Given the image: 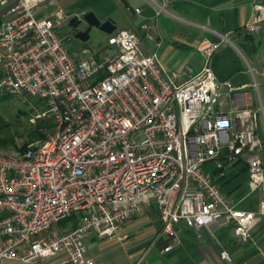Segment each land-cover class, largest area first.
Here are the masks:
<instances>
[{"label": "built area", "instance_id": "built-area-1", "mask_svg": "<svg viewBox=\"0 0 264 264\" xmlns=\"http://www.w3.org/2000/svg\"><path fill=\"white\" fill-rule=\"evenodd\" d=\"M71 15L54 0H0V93L37 97L45 105L39 115L53 121L35 145H0V264L58 252L62 264H95L87 237L127 243V222L154 205L166 237L178 239L180 222L198 228L215 221L248 238L255 213L239 207L217 176L246 156L250 189L264 186L263 106L213 69L230 38L202 39L205 63L186 72L167 68L158 47L145 50L131 28L116 29L97 48L75 45L64 31ZM260 20L245 29L258 32ZM225 89L234 90L228 109ZM75 213L76 224L61 228ZM145 263L142 256L131 264Z\"/></svg>", "mask_w": 264, "mask_h": 264}, {"label": "crops", "instance_id": "crops-1", "mask_svg": "<svg viewBox=\"0 0 264 264\" xmlns=\"http://www.w3.org/2000/svg\"><path fill=\"white\" fill-rule=\"evenodd\" d=\"M54 1L73 15L93 10L102 20L113 18L116 29L135 30L145 50L158 47L159 58L169 69L200 70L205 63L204 55L197 48L200 41L204 38L219 40L227 35L230 41L216 51L213 69L219 79H230L235 87L243 88L254 107L263 106L257 132L263 140L264 160L263 0ZM257 4L262 6L257 7ZM258 16L261 30L247 31L245 25ZM157 40L161 41L159 46ZM255 82L259 90L253 85ZM233 92L224 91L226 109L233 106ZM207 168L217 175L215 165ZM217 177L222 188L238 199L239 207L255 213L248 238L236 235L232 223L215 221L198 228L180 222L182 230L178 239L166 237L161 234L163 221L154 205L127 222L125 231L130 234L127 243L118 238L99 239L94 233L89 235L86 256L92 257L95 264H131L142 256L145 264H264V213L260 211L264 186L250 189L246 156L228 162L226 174ZM167 244L172 247L164 250ZM223 250L228 251L229 257L222 256ZM64 255L58 252L33 262L8 259L7 264H62ZM256 256L259 257L249 263Z\"/></svg>", "mask_w": 264, "mask_h": 264}, {"label": "rangeland", "instance_id": "rangeland-1", "mask_svg": "<svg viewBox=\"0 0 264 264\" xmlns=\"http://www.w3.org/2000/svg\"><path fill=\"white\" fill-rule=\"evenodd\" d=\"M71 13L69 10H67ZM72 14V13H71ZM67 28V22L64 25V31ZM107 32L93 27L91 30V37L87 41H82L77 38H73L71 41L75 45L88 44L94 48L99 47L107 40ZM0 67V74H1ZM45 109V105L42 100L30 94H1L0 93V145L9 148L26 149L31 145H35L41 140L45 139L38 136H32L31 132L34 131L38 125V122L50 119L49 115H39ZM53 123V121H52ZM51 128L42 127V131L46 132V136L51 132ZM2 139H6L7 142H1ZM29 142L27 147H24V143ZM215 165V162H208L206 167ZM76 215V213H75ZM72 220L67 225H61V228L71 227Z\"/></svg>", "mask_w": 264, "mask_h": 264}, {"label": "water", "instance_id": "water-1", "mask_svg": "<svg viewBox=\"0 0 264 264\" xmlns=\"http://www.w3.org/2000/svg\"><path fill=\"white\" fill-rule=\"evenodd\" d=\"M70 24L76 28L74 34L75 37L82 41H87L91 37V30L93 27L101 29L107 33H112L117 28V24L113 18L110 17L102 20L93 10H88L82 15L76 14L72 16ZM81 24L84 26H79ZM257 257L259 256L252 258L249 263L253 262Z\"/></svg>", "mask_w": 264, "mask_h": 264}, {"label": "trees", "instance_id": "trees-1", "mask_svg": "<svg viewBox=\"0 0 264 264\" xmlns=\"http://www.w3.org/2000/svg\"><path fill=\"white\" fill-rule=\"evenodd\" d=\"M0 22H1V18H0ZM52 126H53V123H52V121L50 119H47L45 121H40V122H38V125H37L38 128H36L34 131H32L31 135L35 136V137L38 136V137L46 138L47 137L46 136V132L42 131V127L51 128ZM1 142H7V140L6 139H2ZM28 143L29 142H25L24 143V147H27ZM71 220H72V224H71V227H72L77 222V218H76L75 214H72V215H70V216H68L66 218L61 219L59 221V223L64 226V225L69 224V221H71Z\"/></svg>", "mask_w": 264, "mask_h": 264}, {"label": "flooded vegetation", "instance_id": "flooded-vegetation-1", "mask_svg": "<svg viewBox=\"0 0 264 264\" xmlns=\"http://www.w3.org/2000/svg\"><path fill=\"white\" fill-rule=\"evenodd\" d=\"M72 16H74L73 14L67 19V28H65V32H66V34H67V39L69 40V41H71L73 38H76L75 37V27L74 26H72L71 24H70V20H71V17ZM79 26H84V25H79ZM78 39V38H77Z\"/></svg>", "mask_w": 264, "mask_h": 264}]
</instances>
